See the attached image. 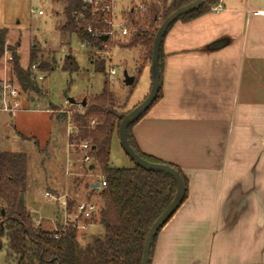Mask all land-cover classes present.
<instances>
[{"label":"crops","instance_id":"obj_1","mask_svg":"<svg viewBox=\"0 0 264 264\" xmlns=\"http://www.w3.org/2000/svg\"><path fill=\"white\" fill-rule=\"evenodd\" d=\"M219 3L169 29L161 98L131 130L188 182L150 264H264V0Z\"/></svg>","mask_w":264,"mask_h":264},{"label":"trees","instance_id":"obj_2","mask_svg":"<svg viewBox=\"0 0 264 264\" xmlns=\"http://www.w3.org/2000/svg\"><path fill=\"white\" fill-rule=\"evenodd\" d=\"M58 1L64 6L65 23L60 27L61 33L74 35L80 43L90 40L88 53L93 70L105 75V60L95 57L92 52L104 51V45L109 43V39L102 41L100 36L92 38L86 32L88 26L101 36L108 32L107 25L102 22L104 13L101 11V6L93 14L92 7L82 0ZM193 1L195 0H142L147 7L145 12L140 13L130 9L124 13L129 35L123 38L126 41L123 48L139 46L144 50L145 57L150 60L152 41L158 26L178 7L186 6ZM219 2L220 0H207L197 10L178 18L176 22L192 21L210 12ZM6 35V30H0V60L6 50L5 59L10 85L18 88L22 93L39 94L40 90L36 83L30 80L32 65H37L40 72L52 69L54 65L39 61L37 48H31L28 66L23 68L17 54L18 46H5ZM62 68L70 74L78 71L76 61L71 54L64 57ZM143 68L141 66L137 69L135 82ZM159 70L160 86L153 105L161 98V49ZM134 84L129 88L130 92ZM1 94L0 80V99ZM70 107L74 111L71 113L69 124L77 131L76 135L68 138L69 144L75 146L71 150L79 152L78 145L88 141L93 165L97 166L105 182V187L98 191L91 189L88 184L85 185L89 194L94 195L96 192L99 199L98 224L102 229V235L94 236L85 245H81L77 240L78 234L72 227L62 228L57 224L58 231H49L35 225L23 200L27 156L24 153L0 152V250L4 246L2 239H5L6 262L13 258L15 264H140L145 236L151 225L173 200L176 191L175 182L164 173L148 172L137 166L131 168L111 166L109 160L111 142L113 137L117 136L119 124L127 112H119V105L113 92L109 90L106 79L99 95L86 99L84 106L76 102ZM149 109L128 127L127 139L131 148L142 159L154 164H165L143 154L132 136L133 126ZM57 117L66 118V115L58 114ZM167 165L176 170L183 179L186 187L184 203L188 193L187 179L177 166ZM83 170L87 173L88 168L83 167ZM73 206L74 201H70L69 212L72 211ZM157 235L152 241L148 264L151 263Z\"/></svg>","mask_w":264,"mask_h":264},{"label":"rangeland","instance_id":"obj_3","mask_svg":"<svg viewBox=\"0 0 264 264\" xmlns=\"http://www.w3.org/2000/svg\"><path fill=\"white\" fill-rule=\"evenodd\" d=\"M122 12L127 2H124ZM63 4L58 0H0V30H6V47L18 46L17 54L23 68L29 63L31 48H37L38 60L54 68L40 72L42 81L36 86L40 93H22L17 89L19 100L17 112H0V152L24 153L27 156L26 188L23 200L33 220L40 227L52 231L60 219L56 205L44 197L45 192L58 196L66 193L74 201L90 200L85 185L99 182L95 165L93 172L86 173L80 164L81 154L67 147V135L71 113L74 111L67 98L76 102L95 97L102 92L103 83L108 81L119 112L126 113L143 101L150 90V60L139 46L123 48L124 39L110 38L104 53L92 54L105 60V75L93 70L87 48L74 35L62 34L60 27L65 23ZM41 12L39 15L38 12ZM71 54L78 71L63 70L64 57ZM143 70L132 91L122 84V72L135 76L137 69ZM114 69L115 75L108 70ZM8 73V70L5 68ZM0 74H3L0 64ZM65 114L66 118L57 117ZM110 164L115 168H131L133 162L122 150L118 136L111 142ZM70 175H66V168ZM98 191V190H97ZM100 207V205H99ZM56 218L58 219L57 221ZM58 222V223H57ZM102 235V229L95 225L85 233H79L77 240L85 245L92 237ZM0 264H15V259L6 262V241L2 239Z\"/></svg>","mask_w":264,"mask_h":264},{"label":"built area","instance_id":"obj_4","mask_svg":"<svg viewBox=\"0 0 264 264\" xmlns=\"http://www.w3.org/2000/svg\"><path fill=\"white\" fill-rule=\"evenodd\" d=\"M127 2L125 11L122 12V7L124 2ZM83 3L90 5L93 9V14L98 11L101 6V11L104 13V17L102 22L107 25L108 32L104 33L107 36V40L110 38H120L123 39L129 35V27L127 24V20L124 18V13L128 10H135L136 12L143 13L146 11L147 7L142 3V0H82ZM211 11L214 13H219L221 11V4L218 3L214 7L211 8ZM40 15L41 12L39 11ZM86 32L92 37L101 35L96 30H93L90 26L86 28ZM106 40V41H107ZM81 46L85 48H89L91 46L90 40H84L81 43ZM105 48L107 44L104 45ZM96 53H104L96 52ZM7 54V51L4 52V58ZM100 58H102L100 56ZM32 73L30 76V80L33 82L42 81L43 76L37 68V65H32L31 67ZM109 75H115L114 69L108 70ZM9 96L15 98L17 96V89L10 85L9 81L5 79L2 80V94L0 99V109L3 112L12 114L18 107L17 102H9ZM77 131L69 124L68 127V135L69 138L72 135H76ZM69 147H75L68 143ZM79 153L81 154L80 164L82 167L86 169L92 165L93 169L91 171H87V173H91L94 170L93 159L90 154L91 148L88 141H85L78 145ZM66 175H70L69 168H66ZM99 182L95 183L98 185L97 190L105 187V182L103 180V176L99 174ZM95 184H90V188L94 189L93 186ZM44 197L51 200L56 205V215L60 219V223H58L62 228L72 227L77 234L88 232L94 225L95 222L98 221V212H99V199L97 195L93 196L90 200L83 201H74L72 200L66 193L61 196L51 194L49 192H45ZM70 201H74V206L72 211H68V203ZM58 219L56 218L55 221ZM38 220H34L35 225H40ZM57 224L55 225L53 231H58ZM57 238V236H55Z\"/></svg>","mask_w":264,"mask_h":264},{"label":"water","instance_id":"obj_5","mask_svg":"<svg viewBox=\"0 0 264 264\" xmlns=\"http://www.w3.org/2000/svg\"><path fill=\"white\" fill-rule=\"evenodd\" d=\"M207 0H195L186 6L178 7L174 12H172L168 17H166L163 22L158 26L156 33L154 35L151 47L150 56V90L147 96L143 99L141 103L135 106L133 109L128 111L122 118L118 127V141L119 144L128 158L133 162L134 166L140 167L148 172L164 173L170 176L176 185V191L173 200L163 211V213L155 220V222L149 228L143 243L142 258L140 264H148L150 259V249L152 245L153 238L157 235L158 231L161 230L167 222L173 217L179 207L182 205L185 194L186 187L184 185L181 175L167 164H154L142 159L138 154L134 152L131 148L129 141L127 139V129L130 125L135 123L154 103L160 86V70H159V53L161 45L165 35L167 34L169 28L176 22V20L184 15H187L199 7L202 6ZM102 41L107 40V36L101 37ZM135 82V77L128 75L127 71L122 72V84L126 88H130ZM67 103L70 105H75L76 101L71 98H67ZM81 106L85 105V99L80 102ZM93 166L90 165L88 170L91 171ZM98 185L95 184L93 188H97ZM3 216V211H1Z\"/></svg>","mask_w":264,"mask_h":264}]
</instances>
